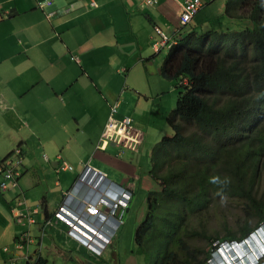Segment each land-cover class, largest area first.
Returning <instances> with one entry per match:
<instances>
[{
  "label": "crops",
  "instance_id": "0c3cea01",
  "mask_svg": "<svg viewBox=\"0 0 264 264\" xmlns=\"http://www.w3.org/2000/svg\"><path fill=\"white\" fill-rule=\"evenodd\" d=\"M174 1L176 9L172 0H158L144 10L141 0H0V161L16 146L24 158L18 187L0 193V264H11L13 253L16 264H23V251L13 252L14 240L33 229L40 237L36 244L33 239L32 253L37 252L43 264L54 256L63 264H78L58 240L65 235L74 242L53 212L81 167L97 168L93 164L101 158L99 151L108 146L98 149L111 107H116L115 118L121 103L132 102L134 95L135 107L140 106L137 82L130 74L139 67L148 70L153 58L168 50L157 44L154 25L167 36L180 32L183 0ZM136 126L147 135L144 122L137 120ZM62 161L72 170H62ZM130 167L124 171H135ZM147 181L150 191L148 174ZM126 188L133 191L131 185ZM20 195L23 206L18 209L36 210L29 227L17 225L11 212ZM38 209L41 221L33 218ZM48 228L44 256L42 241Z\"/></svg>",
  "mask_w": 264,
  "mask_h": 264
},
{
  "label": "trees",
  "instance_id": "16d2710c",
  "mask_svg": "<svg viewBox=\"0 0 264 264\" xmlns=\"http://www.w3.org/2000/svg\"><path fill=\"white\" fill-rule=\"evenodd\" d=\"M223 13L225 27L213 18L180 34L160 69L178 97L166 118L172 136L150 153L158 190L134 234L144 264H208L217 243L264 229V0H225ZM223 201L245 220L221 237L211 220L224 217Z\"/></svg>",
  "mask_w": 264,
  "mask_h": 264
},
{
  "label": "rangeland",
  "instance_id": "374dc122",
  "mask_svg": "<svg viewBox=\"0 0 264 264\" xmlns=\"http://www.w3.org/2000/svg\"><path fill=\"white\" fill-rule=\"evenodd\" d=\"M201 1L204 6L196 14V17L193 18L190 25L183 28L181 33H189L192 30L200 33L201 28L206 26L205 21L211 20L213 18L214 20L211 23L213 26L218 24V21L220 22L221 27H225L227 23H229V19H227L223 13L225 0ZM172 2L174 7L172 5H170V7L176 9V2L174 0H172ZM145 9L147 8H144V10ZM148 10L150 11L151 8H148ZM174 13L176 16L178 15L177 12ZM146 14L147 12L144 15ZM154 17L156 16L154 15ZM152 19L155 21L157 20V18ZM213 28L218 29L219 27ZM161 51L162 52L160 55H157L153 58V62L148 67V70H144L143 68L141 69L139 67L135 68L130 74V76L137 82V93L141 95V99H139L140 102L138 104L140 106L135 107L138 97L134 95L132 102H129L126 105H123V102L121 103V107H118L115 116V118L119 121L122 117H134L139 121L140 124L144 122L148 128L147 135L142 127H138L144 135L143 144L138 146L135 151H131L129 149L127 150L111 144H108L104 150L98 148L101 150L99 151V156H101V158L95 162L96 164H93L98 169L105 172L108 179L112 182L122 185L123 187L130 185L133 187V195L129 201L128 210L124 213L122 220L123 223L113 237L112 244L103 253L102 257L97 258L93 254L88 253L84 248L79 247L69 239L67 240L65 235L64 237H58V240L64 243L62 244L64 248L71 252L73 258L75 257L80 262H89L91 264H144L143 257L135 253L134 234L137 226L143 221L146 214V197L150 188V186L147 185V174L151 169V146L155 144V139L159 140L161 137L172 136V131L166 121V118L168 113L175 108L178 97V90L176 89L175 81H169L170 78L164 79L160 75L161 66L170 53L166 49ZM83 124L84 123L81 121V125ZM69 132L73 135V139L77 138L75 137L74 129L71 126L69 127ZM61 135L62 134H58V136ZM152 141L154 142L152 143ZM92 152L93 150L87 154L88 156L86 159H89ZM110 160H112V162ZM127 164L131 165L132 167L127 166ZM129 167L131 169L134 167L135 171L129 173L125 172L124 170H128ZM133 173H135L134 175L136 178H133ZM143 180H146V183ZM261 184H264L263 179ZM152 190H158V187L154 182ZM152 190L150 189V191ZM260 194L262 195L264 201V193L261 192ZM28 209L29 211L33 210L31 208ZM220 209L224 211V217L219 215L216 217V220H211V229L213 230V234L216 233L219 236L224 237L226 235V229L229 228L232 231H237V226H239L237 224H242L245 218L243 216L242 209L235 203L223 201L220 203ZM39 212L40 213L38 216H33L34 219L36 217L37 221H41L43 219L42 211L39 210ZM30 215L32 217L33 214L30 213ZM220 216L222 217L219 218ZM249 223L250 226L254 225L252 220H250ZM26 227H29L28 224ZM51 228L56 227L54 226ZM51 228L45 230V237L42 241V250L44 256H46L44 251L47 241L49 242L48 234L50 233ZM29 232L30 237L35 240L36 244L37 237L39 238L40 236L35 233L34 229L33 231L30 230ZM51 241L56 243L54 239H51ZM214 243H216V241H214ZM217 244H220V242ZM33 245L31 244L27 249L28 255L32 258V260H34L32 253ZM49 246H51V244ZM25 254L26 252H20L19 254L23 264H26V261L23 259ZM217 258L219 257L214 256L209 260L208 263L219 264L220 262H218ZM47 264H63V259L58 256H54L53 258L47 259Z\"/></svg>",
  "mask_w": 264,
  "mask_h": 264
},
{
  "label": "built area",
  "instance_id": "2783aa9c",
  "mask_svg": "<svg viewBox=\"0 0 264 264\" xmlns=\"http://www.w3.org/2000/svg\"><path fill=\"white\" fill-rule=\"evenodd\" d=\"M158 0H142L141 7L155 6ZM200 0H183L180 3V25H186L193 15L201 8ZM160 36V44H165L167 37L156 28ZM116 107L112 106L110 116L107 120L105 130L101 134L99 148L112 144L134 151L142 141L141 132L136 128V120L123 117H113ZM23 153L20 146H16L0 161V193L18 187L19 178L23 169ZM60 168L64 171L72 170L64 161ZM132 191L129 188L115 184L108 179L105 172L84 164L71 188L62 194V201L53 212V218L57 223L64 225L66 235L78 246L84 248L88 253L97 258L112 244L113 237L123 223ZM17 208L11 210L14 222L17 225L34 224L27 208L18 209L23 206L22 201L17 198ZM33 238L28 231L20 233L14 240L13 252H26L23 259L26 264H37L40 259L38 253H33L34 260L28 255V247L33 244ZM8 249L4 248V252ZM11 264H16V254L13 253Z\"/></svg>",
  "mask_w": 264,
  "mask_h": 264
},
{
  "label": "clouds",
  "instance_id": "9594fccd",
  "mask_svg": "<svg viewBox=\"0 0 264 264\" xmlns=\"http://www.w3.org/2000/svg\"><path fill=\"white\" fill-rule=\"evenodd\" d=\"M209 1H211V0H209ZM201 3H202V1H201ZM203 6H204V4L202 3V6L198 11H200ZM144 7H153V6H143V8ZM197 12L193 15L192 19L186 25H188L193 20V18L197 14ZM179 16H180V13H179ZM178 25H179L178 29L180 30L179 33H181L182 29L185 28L186 25H180L179 17H178ZM156 28L159 29L162 34H164V32L161 31V29L158 26L154 25L153 30L155 33H156ZM179 33H177V30H175V33L172 36H167L166 34H164L167 37V41L165 44H162V45L160 44L161 38L156 33L157 37L159 38L157 44L160 45L161 47H163L165 45L168 48V51L171 52V48L173 47V45H175L176 41L181 36V35H178ZM186 82L187 81L185 79H183L180 82V84H186ZM132 119H134V118H132ZM134 120H136V119H134ZM136 122H137V120H136ZM136 128H137V126H136ZM138 130L140 131V129H138ZM141 138L143 140L142 132H141ZM141 143H142V141L140 142L139 145H141ZM100 145H101V143H100ZM139 145H137V147ZM152 147H151V149H152ZM150 153H151V151H150ZM132 193H133V191H132ZM127 210H128V208H127ZM127 210H126V212H127ZM230 243H232V244H229L227 241H225V242H221L220 244H217V249L215 252H216V257L217 256L219 257V258H217L218 262H220L219 264H221V263L222 264H264V229L260 230L258 228L257 232L250 233L247 237L241 239V241H232Z\"/></svg>",
  "mask_w": 264,
  "mask_h": 264
},
{
  "label": "flooded vegetation",
  "instance_id": "af4514ba",
  "mask_svg": "<svg viewBox=\"0 0 264 264\" xmlns=\"http://www.w3.org/2000/svg\"><path fill=\"white\" fill-rule=\"evenodd\" d=\"M78 264H91L89 262H78Z\"/></svg>",
  "mask_w": 264,
  "mask_h": 264
}]
</instances>
